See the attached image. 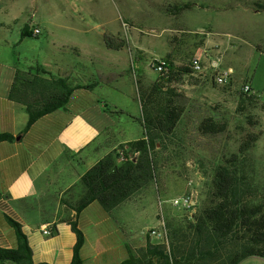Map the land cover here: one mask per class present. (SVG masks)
Masks as SVG:
<instances>
[{
    "label": "rangeland",
    "instance_id": "rangeland-1",
    "mask_svg": "<svg viewBox=\"0 0 264 264\" xmlns=\"http://www.w3.org/2000/svg\"><path fill=\"white\" fill-rule=\"evenodd\" d=\"M13 1L22 5L21 17L31 21L55 14L60 8L67 13V28L58 27L53 35L41 28L38 36L27 37L17 45L20 71L30 68L32 74H40L39 69H45L56 76L67 73L78 82H89L91 74L97 79L99 73L108 70L113 53L104 44V34L120 32L123 36V22L139 35L137 43L131 39L132 43L146 51L141 68L148 82L159 75L149 66L152 58L176 59L177 63L173 62L177 66L190 68L192 55L201 54L203 71L191 69L179 83L170 85L184 112L173 134L154 152L155 178L134 195L131 204L116 210L131 218L132 231L141 238L140 247L148 238L156 242L147 230L160 218L168 233L184 230L194 213L209 204L216 167L233 155L254 184L257 198L264 200V11L251 4L264 0ZM175 3L191 6L173 14L167 8ZM53 41L60 47H78L81 56L69 49L57 50ZM132 65L134 62L118 81L121 92L113 94L120 101L117 110L133 114L139 111V102L138 72L136 69L134 77ZM227 69L232 70L227 83H215V75ZM244 84L251 86L253 94L241 91ZM248 95H254L257 103ZM206 118L223 123L224 130L202 134L198 127ZM116 119L119 137L133 136L136 129L130 126L127 116L116 113ZM251 121L257 123L252 125ZM258 132L254 145L244 154L239 153L246 135ZM185 195L193 199L192 207L173 205L174 198ZM240 264H264V258L250 256Z\"/></svg>",
    "mask_w": 264,
    "mask_h": 264
},
{
    "label": "crops",
    "instance_id": "crops-1",
    "mask_svg": "<svg viewBox=\"0 0 264 264\" xmlns=\"http://www.w3.org/2000/svg\"><path fill=\"white\" fill-rule=\"evenodd\" d=\"M22 9L21 3L0 0V134L13 137L0 141V247H16L15 229L8 220L11 218L21 224L34 263L69 264L76 235L66 219L74 215L70 205L83 191L82 174L111 150L143 135L139 99V111L132 114L117 110L120 101L113 92H121L118 81L122 72L134 62L142 85L153 81L145 80L141 68L147 58L145 49L131 40L138 41L139 35L126 28L123 36L117 34L127 40L128 46L109 49L113 53L108 70L97 73V79L91 74L89 82H78L71 74H57L67 77L71 86H79L64 107L40 116L24 131L28 113L23 105L9 98L19 70V52L15 49L27 37L38 36L41 28L52 35L58 27L67 28V13L60 8L55 14L47 13L31 21L21 17ZM33 27L39 28V34H33ZM52 44L59 51L69 49L75 53V48L79 52L75 54L81 56L76 46ZM116 113L130 120V126L136 129L133 136L119 137ZM135 194L110 211L93 201L79 213L77 223L84 234L82 264H119L142 245L141 238L132 231L131 218L123 212L116 213L131 204ZM44 226L51 229V234L42 232Z\"/></svg>",
    "mask_w": 264,
    "mask_h": 264
},
{
    "label": "trees",
    "instance_id": "trees-1",
    "mask_svg": "<svg viewBox=\"0 0 264 264\" xmlns=\"http://www.w3.org/2000/svg\"><path fill=\"white\" fill-rule=\"evenodd\" d=\"M190 4L175 3L167 9L177 14L189 8ZM251 4L264 11V3ZM103 39L108 49L119 50L128 46L127 40L118 34H104ZM256 49L260 46L256 45ZM74 51L79 54L77 49ZM165 58L170 64L168 73L159 72L147 86L142 85L140 79L136 80L142 112V137L118 147L123 149L122 159H119L116 148L88 168L80 178L83 191L70 205L74 215L66 219L76 235L69 264H82L80 250L84 234L77 223L79 213L93 201H97L103 210L110 211L155 178L154 152L164 146L184 112V107L176 103L175 89L170 85L179 83L191 71V68L177 66ZM39 70L40 74L17 70L9 90V98L23 105L28 113L24 131L40 116L64 107L71 92L79 86H71L67 77ZM247 97L255 99L254 95ZM251 123L254 125L257 121ZM224 127L223 123L219 125L206 118L198 130L208 134L221 132ZM259 134L246 135L238 152L244 154L250 149ZM12 139L10 134H0V141ZM233 156L216 167L209 204L194 213L184 230L170 231L168 245L148 238L142 247L130 252L119 264H240L250 256L264 258V200L257 198L254 184L244 173L243 166L237 163L238 158ZM8 220L15 229L17 244L15 248L0 247V264H49L32 261L31 247L21 224L11 218Z\"/></svg>",
    "mask_w": 264,
    "mask_h": 264
},
{
    "label": "built area",
    "instance_id": "built-area-1",
    "mask_svg": "<svg viewBox=\"0 0 264 264\" xmlns=\"http://www.w3.org/2000/svg\"><path fill=\"white\" fill-rule=\"evenodd\" d=\"M123 26L128 28L127 24L123 22ZM32 32L34 35L39 34L40 30L38 27H33ZM228 35V34H227ZM149 66L157 71L162 73H168L170 71V64L166 60L165 57L159 58H152L149 62ZM214 66V65H213ZM216 66V65H215ZM189 67L192 69L193 72H201L203 71L202 61H201V54L194 53L189 61ZM132 71L134 77L136 76V66L132 65ZM232 74L231 69H227L223 72H218L214 77V82L217 84H225L229 80L230 75ZM138 78V76H137ZM244 93L253 94L252 88L249 84H244L241 89ZM117 153L119 155V159L123 158V149L118 148ZM174 206H183L185 208H190L194 205V201L189 195H185L182 198H174L173 200ZM42 232L44 234H51V229L48 226H44L42 228ZM147 234L156 242L163 243L168 245V230L166 227V223L163 218H160L157 225L149 228L147 230Z\"/></svg>",
    "mask_w": 264,
    "mask_h": 264
}]
</instances>
